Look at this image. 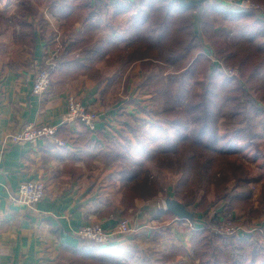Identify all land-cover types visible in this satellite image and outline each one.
<instances>
[{"label":"trees","instance_id":"16d2710c","mask_svg":"<svg viewBox=\"0 0 264 264\" xmlns=\"http://www.w3.org/2000/svg\"><path fill=\"white\" fill-rule=\"evenodd\" d=\"M250 1L264 6V0ZM42 4L62 20L64 29L56 53L38 66L49 70L50 86L62 90L67 83L85 75L97 83L98 97L102 104H107L113 88L121 86V67L142 60L143 83L155 90L153 101L161 102L160 107L151 109L155 114L149 120L139 115L126 119V123L130 121L125 126L126 132L106 137L102 131L76 119L59 126L45 143L54 141L64 146L69 141L73 148L63 149H68L66 153L73 159L80 155L83 158L89 152L104 164L120 163L122 176L128 178L115 194L114 202L121 203L125 209L133 206L136 198L152 192L155 179L151 177V165L158 164L164 155L180 152L176 156L180 173L175 185L183 187L174 190L173 196L192 213L219 202V213L231 214L239 207L249 217H264V201L252 208L248 200L251 189L246 176L241 178L238 173L239 179L231 183L227 174L217 178L206 172L212 152H240L264 138V20L261 17L227 5L223 0H201L200 4L186 6L175 0H18L8 21L17 27L16 39L32 54L37 32L41 38L45 37L42 31L47 20L39 9ZM129 10H134L132 23L121 31L114 17ZM197 11L201 15L195 27L193 16ZM198 29L209 46L203 45ZM222 64L237 66L240 75L221 70ZM158 77L161 79L156 80ZM196 94L197 99H191ZM136 108L151 115L150 109L140 105ZM184 142H189L187 148L179 149V144ZM203 147L207 150L199 162L202 165L194 164ZM172 161L168 159L169 165ZM235 164L232 161L230 167ZM195 166L198 183L193 187ZM199 190L196 204L190 200L189 206L185 196L194 197V192ZM165 211L174 216L170 210ZM194 224L180 227L190 230L188 251L184 246L172 244L166 251L146 254L131 244L121 258L137 264H177L174 262L177 256L190 253L192 264H264V219L255 232L245 231L241 235L222 234L209 225ZM87 241L86 251L62 246L63 251L70 253L73 264L78 257L80 264L118 262L106 252L109 245Z\"/></svg>","mask_w":264,"mask_h":264},{"label":"crops","instance_id":"0c3cea01","mask_svg":"<svg viewBox=\"0 0 264 264\" xmlns=\"http://www.w3.org/2000/svg\"><path fill=\"white\" fill-rule=\"evenodd\" d=\"M17 1L0 0V264H73L70 253L63 251L62 246L88 250V241L77 234L82 226L93 222L112 226L121 218L129 220L131 230L108 244L110 250L106 252L118 260L113 264H137L121 258L131 244L146 254L166 251L172 244L188 251L190 231L179 229L186 224L184 219L170 217L158 201L146 199L151 196L136 198L127 209L114 202L115 194L128 178L122 176L120 163L104 164L89 152L73 159L66 153L73 148L69 141L59 146L40 139L24 143L9 140L10 134L26 121L54 125L56 129L65 123L68 94H75L91 107L101 105L97 108L95 129L106 137L126 132L125 126L130 122L126 123V119L143 117L137 112H145L138 108L132 113L122 107L121 101L114 105L107 102V107H103L95 101L99 86L85 75L67 83L62 90L51 85L45 94H34L35 69L43 59L48 61L56 53L64 29L60 18L43 4L39 6L47 26L42 31L45 37L37 32L32 54L16 39L17 27L8 21ZM133 13L129 10L114 17L121 31L131 25ZM129 86L130 83L127 91ZM93 137L97 139V135ZM64 147L68 149L64 151ZM37 179L45 183V195L36 204H27L18 196L19 185ZM173 194L166 197H174ZM236 210L232 215L237 214ZM192 259L187 253L177 256L174 262L192 264ZM80 262L78 257L76 264Z\"/></svg>","mask_w":264,"mask_h":264},{"label":"rangeland","instance_id":"374dc122","mask_svg":"<svg viewBox=\"0 0 264 264\" xmlns=\"http://www.w3.org/2000/svg\"><path fill=\"white\" fill-rule=\"evenodd\" d=\"M200 11L195 13L193 16V22L195 27L198 25V20L200 18ZM197 33L200 35L201 41L203 45L209 46L205 36L203 35L202 31L198 29ZM213 60L217 59L214 55H212ZM138 65V66H136ZM150 65H148V68ZM135 68V69H134ZM147 68V69H148ZM236 68H238L236 66ZM239 70V68H238ZM121 75H122V83L119 87L113 88V93L111 95H108V100L110 104L114 105L115 102L121 101V104H123L124 108H127L129 111L133 113V111H137L135 108L137 105L142 106L146 109H157L161 106L160 101L154 102L150 96L155 93V90L152 88H149L148 86H145L144 84V76H145V69L142 66V60H135L129 64H125L121 67ZM240 75V70H239ZM161 79V77L156 78V80ZM131 80V81H129ZM128 83H130L129 90L127 91ZM125 92V93H124ZM129 93V94H128ZM72 95V97L82 103L83 100L78 98L75 94H68ZM152 95V96H153ZM194 97V99H197V94L192 96L191 99ZM124 99V100H123ZM95 101H100L99 97L95 99ZM86 104L85 102H83ZM89 106L94 112L98 111L101 108V105H96V107ZM183 105V104H181ZM103 107H107L106 104L102 105ZM67 107V105H66ZM136 113V112H135ZM140 113L141 116L145 117L146 119H150V116L153 118L152 115L155 114L154 110H151V115L145 113V112H137V114ZM130 115V114H128ZM127 118V116H126ZM114 120V118H113ZM122 124V122H121ZM189 142H184L179 144V149L181 148H187V145ZM206 148H201L200 154L196 157V161L194 164H200L201 160H203L206 156ZM211 154V153H210ZM180 155V152L171 155L170 153L167 155H164L162 160L160 162L154 163L151 165V177L152 179H155L151 185L150 190L151 193L147 192V195L144 196H151L146 199H150L151 201H158V205L160 204L161 207L163 206V200L166 198L168 194L172 195L174 190L180 189L183 186H176V181L179 177L180 169L178 164V158L176 156ZM212 161L209 164L208 168L206 169L207 173L212 174L213 176L219 178L223 176L224 174H227L228 179L231 181V183L237 179H239L238 173L241 174V178L243 176H246L248 178V183L251 191H250V197L248 200L252 202V208L259 207L261 201H264V138H260L255 144V146L246 148L243 151L236 152V153H228V152H212ZM172 158V165H169L168 159ZM167 159V160H166ZM235 159V160H233ZM232 161L236 162L234 167H230ZM168 163V164H167ZM197 166H195V170L192 173V186L195 187L198 183V174H197ZM204 167H202V171ZM200 169V170H201ZM235 174V175H234ZM136 181L132 182L135 183ZM239 189V188H238ZM196 193L194 197L192 195L187 194L185 196V200L189 203V206L192 205L190 200L193 201V205L196 204V199L200 195V190L194 192ZM154 199V200H153ZM248 200H245L243 202H246ZM219 202H216L212 205H210L206 210H196L193 213V217L191 219H184L183 221L186 222L185 225L192 226L196 223H201L203 225H209L211 229H216L222 224L224 221L231 219L234 226L238 227L241 231L246 232H255L257 227L262 225V221L264 217H249L246 210L242 208H236L237 214H229V212L224 211L219 213L218 205ZM222 215V218L219 220L220 214ZM248 221V222H245ZM249 228V229H248ZM253 228V229H251ZM181 229V228H179ZM249 230V231H248ZM190 231V230H189Z\"/></svg>","mask_w":264,"mask_h":264},{"label":"built area","instance_id":"2783aa9c","mask_svg":"<svg viewBox=\"0 0 264 264\" xmlns=\"http://www.w3.org/2000/svg\"><path fill=\"white\" fill-rule=\"evenodd\" d=\"M227 5H231L236 9H246L254 12L258 17L264 20V6L251 2L250 0H223ZM217 60V59H215ZM221 70L226 71L230 75L239 76V70L236 67H226L222 64ZM51 77L47 68H36L32 84V92L36 95L45 94L50 86ZM67 111L65 113V121H75L80 119L91 129L96 128L97 114L89 106L76 101L72 95H68L66 99ZM56 126L44 123H34L26 121L17 130L10 134L9 140L12 143H24L33 139L42 141L51 140L55 133ZM63 144L64 141H59ZM18 196L27 204H36L45 195V183L43 180H26L22 181L18 188ZM162 209H166L164 200ZM253 229V228H251ZM129 220L121 218L112 226H104L100 222L88 223L82 226L77 234L85 240H94L101 244H109L120 235L130 232ZM214 231L222 234H243L238 227L234 226L231 219L224 221Z\"/></svg>","mask_w":264,"mask_h":264},{"label":"water","instance_id":"95a60500","mask_svg":"<svg viewBox=\"0 0 264 264\" xmlns=\"http://www.w3.org/2000/svg\"><path fill=\"white\" fill-rule=\"evenodd\" d=\"M179 5L186 6L192 4H200L201 0H175ZM166 209L170 210L175 216L183 219H191L193 217L192 211L187 206L175 197H166L164 199Z\"/></svg>","mask_w":264,"mask_h":264}]
</instances>
